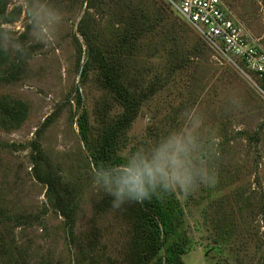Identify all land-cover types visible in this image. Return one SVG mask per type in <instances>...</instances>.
<instances>
[{
	"label": "rangeland",
	"instance_id": "1",
	"mask_svg": "<svg viewBox=\"0 0 264 264\" xmlns=\"http://www.w3.org/2000/svg\"><path fill=\"white\" fill-rule=\"evenodd\" d=\"M223 1L264 45V0ZM16 7L22 8L18 22L2 25L8 37L0 42L12 57L5 70H16L5 75L13 77L0 78V104L23 101L29 111L17 130L0 126V206L13 219L25 215L37 223H18L8 239L26 248L34 261L75 264L77 255L83 256L72 239L76 242L98 230L99 264H121L131 231L116 210L94 214V204L105 195L94 179L103 184L104 178L95 172L77 124L79 112L87 111L95 137L103 126L98 110L103 101L114 98L101 87L95 71L83 80L88 55L79 26L83 22L91 40L100 45L125 30L123 15L130 13L154 24L151 33L146 29L137 41L140 52L130 68L144 88L155 84L156 91L146 90L151 95L127 131L121 154L151 162L173 134L202 121L196 132L199 146L191 159L197 168L214 172L216 182L200 184L191 192L171 190L180 202L188 237L182 260L185 264H264V98L256 87L258 80L248 78L211 48L167 0H9L7 13ZM78 43L84 45L81 60ZM197 44L203 47L199 57H187ZM168 57L181 67L162 82L170 72ZM77 89L83 97L80 108ZM112 106L109 120L122 110L116 103ZM53 116L38 138L44 122ZM214 136L218 144L213 143ZM34 140L76 196L73 237L46 198L47 188L33 175L30 145ZM196 182L200 183L199 177ZM14 225L0 223V228ZM90 256L85 254L84 264L96 263Z\"/></svg>",
	"mask_w": 264,
	"mask_h": 264
},
{
	"label": "trees",
	"instance_id": "2",
	"mask_svg": "<svg viewBox=\"0 0 264 264\" xmlns=\"http://www.w3.org/2000/svg\"><path fill=\"white\" fill-rule=\"evenodd\" d=\"M8 6L9 0H0V39H3L4 36L8 37L2 25L18 22L22 14L21 7H16L7 13ZM129 14L123 15L126 20L125 30L119 33L115 39L106 40L100 45L94 44V41L91 40L83 22L79 26L88 55V60L83 65V80L88 77L89 71H95L101 87L114 99L103 101L102 108L98 110V119L103 122V126L95 137L91 131L92 126L87 111L79 112L77 124L95 172L103 178L108 176L113 182L122 175L121 168L130 161L128 157L121 154L120 150L124 148L125 136L138 117L142 103L151 95L146 93V90L156 91L155 84L144 88V84L139 79L133 78V75L136 74L130 68L135 56L137 57L140 52L137 41L143 34H146V29L151 33L154 24L146 23L137 14L131 16ZM84 45L78 43L80 60L84 52ZM5 49L0 42V78L2 77V80L13 77L5 75L14 73L16 70L15 68L5 70V66L10 65L12 58L8 50L5 52ZM202 49L200 44L195 45L190 49V55L187 57L198 58ZM176 53L179 54V51ZM178 62L168 57L170 72L164 79H161L162 82L169 81L171 76L178 72L181 67ZM15 67L20 68L19 65ZM139 78L142 79V76L140 75ZM76 92V102L80 108L83 105V97L79 89ZM114 103L119 105L122 110L117 118L109 120L108 112L112 111ZM28 111V105L23 101L4 100L0 104V126L9 131L17 130L26 121ZM53 120L54 116L44 122L37 133L38 138H40L42 130L47 128ZM30 146L33 175L39 183L47 188L46 198L52 208L64 218L67 233L72 236L76 218V196L63 181L60 172L53 168L45 156L41 143L34 140ZM143 159L150 161L146 157ZM112 199L111 196L104 195L94 204L93 208L96 216H103L110 210H116L129 227L131 239L123 251L121 264H185L182 255L187 253L188 237L187 233L183 231V211L179 200L170 189L160 188L150 198L127 201L119 208L112 206ZM262 209L264 212V205ZM7 214L9 215L7 209L0 206V223L15 222L13 228L9 226L0 228V264H52L51 262L32 260L26 248L22 250V246L8 239V236L18 227V223L23 226L25 223L35 225L37 222L27 219L25 215H19L13 219ZM100 238L101 234L96 230L76 242L75 239H72L75 246L78 245L80 254L83 256V258H79L78 254L75 264H84V256L87 253L91 254L89 260L96 261L95 264L100 263L101 258L95 257L100 245Z\"/></svg>",
	"mask_w": 264,
	"mask_h": 264
},
{
	"label": "clouds",
	"instance_id": "3",
	"mask_svg": "<svg viewBox=\"0 0 264 264\" xmlns=\"http://www.w3.org/2000/svg\"><path fill=\"white\" fill-rule=\"evenodd\" d=\"M55 12L56 10L52 9V14ZM47 40H51V37L47 36ZM47 40L44 41L46 44ZM201 123L202 121L194 124L190 129L173 134L157 150L151 162L133 157L121 168L122 175L114 182L105 176L103 184L97 178L94 179V185L103 194L113 198L114 208L121 207L127 201L150 198L160 188L170 190L181 188L185 192H191L200 184L214 185L215 173L204 166L197 168L191 159L199 146L196 132ZM213 143H219L217 136H214ZM168 167H171V172L166 170ZM197 177L200 178L199 184L196 182Z\"/></svg>",
	"mask_w": 264,
	"mask_h": 264
},
{
	"label": "built area",
	"instance_id": "4",
	"mask_svg": "<svg viewBox=\"0 0 264 264\" xmlns=\"http://www.w3.org/2000/svg\"><path fill=\"white\" fill-rule=\"evenodd\" d=\"M167 1L211 48L237 65L248 78L254 76L259 82L256 87L264 98V45L247 32L224 1Z\"/></svg>",
	"mask_w": 264,
	"mask_h": 264
}]
</instances>
